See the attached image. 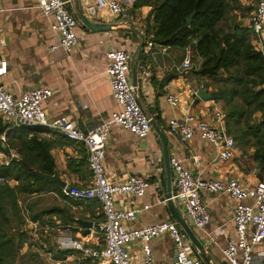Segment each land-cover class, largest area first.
I'll return each mask as SVG.
<instances>
[{"label":"crops","instance_id":"crops-1","mask_svg":"<svg viewBox=\"0 0 264 264\" xmlns=\"http://www.w3.org/2000/svg\"><path fill=\"white\" fill-rule=\"evenodd\" d=\"M119 1L129 7L128 15L114 19L108 11H99L96 17L88 19L100 26H112L108 31L93 32L82 20L84 15L87 17L85 4L79 0H70L68 6L78 21V44L68 54L61 47L50 50L59 45V39L51 30L52 18L46 17L37 9L36 0H0V57L9 65L3 83L16 96L28 88L52 89L54 96L45 104L48 117H67L87 131L101 120H110L112 113L120 109L106 73V52L112 48L127 49L132 55L131 81L135 84L134 70L137 69L135 85L138 86L139 100L165 136L166 143L153 125L152 132L146 139H139L118 125L112 126L104 162L108 179L114 184H122L131 177H138L150 184L143 198L121 195L116 202L123 209L151 206L130 225L134 228L164 221L175 222L183 228L175 216V213L179 214L204 249L202 253L197 251L198 257L209 264H227L223 250L227 240L235 233L232 218L236 202L225 195L201 192L200 197L211 214V223L205 232L198 231L187 220L180 200H171L170 204V195H176L175 174L170 166V158L180 159L194 175L212 181L236 177L246 185L254 186L264 180V173L253 158V149L245 150L237 145L235 158L223 161L218 158L215 148L198 134L191 141L181 143L179 137L169 131L168 123L171 119H183L189 114L214 124L216 112H222L221 104L213 100L212 89H206L205 82L195 74L201 66L198 56L194 54L191 70L182 71L177 68L185 58L184 48L170 46L166 54L147 49L145 21L150 7H142L132 13L135 0ZM239 2L242 9H236L234 16L238 23L248 28L256 5L248 10V0ZM144 40L145 45L140 53ZM251 41L257 50L261 48L255 43L252 33ZM168 77H171L169 81ZM200 90L211 95L212 100L201 99L198 95ZM171 94L181 96V103L177 108H172L167 103V97ZM83 106L88 108L84 109ZM223 121L225 124L224 118ZM16 128L10 127L6 132L11 133ZM3 135L6 137L0 133V145L6 149L7 138L3 142ZM43 137L56 142L51 154L55 170L67 184L66 189L89 186L92 176L84 145L71 143L59 135L43 134ZM12 156H15L13 160L19 159L14 150L7 154L0 149V160L4 161ZM195 156H200L198 163L193 159ZM157 183L161 185L160 190L155 188ZM30 205H33L32 211ZM20 207L25 221L22 231L27 233L21 255L28 260L32 254L38 253L41 257L38 264H84L79 261L77 263L80 258L75 253L78 252L59 248L57 238L62 234L70 235L67 230L73 233L74 238L81 239L89 246H100L97 236L91 235L92 230L105 220L101 205L96 201L73 200L66 195L65 189L56 184L26 203L24 200L20 201ZM35 215L43 216L34 221L32 216ZM74 220L92 222L93 228H84ZM64 228L67 229L62 230ZM37 231H40L39 236ZM50 231L55 233L50 235ZM57 233L56 249L50 239ZM37 243L43 248L35 249ZM51 247L53 251L50 250ZM152 249L156 264H175L177 251L169 236L154 241ZM130 251L134 264H143L141 244L131 245ZM261 252H264V245L255 249L256 254ZM21 262L27 264L23 260Z\"/></svg>","mask_w":264,"mask_h":264},{"label":"built area","instance_id":"built-area-1","mask_svg":"<svg viewBox=\"0 0 264 264\" xmlns=\"http://www.w3.org/2000/svg\"><path fill=\"white\" fill-rule=\"evenodd\" d=\"M85 4L87 17L94 18L99 11H108L114 19L128 15L129 7L119 0H79ZM36 7L46 17L52 18L51 30L57 35L58 47L70 54L78 44L76 28L78 21L69 8L70 0H36ZM251 30L258 50L264 55V0H258L256 8L249 19ZM170 46L147 42V49L160 54H166ZM256 48V47H255ZM185 58L180 67L189 71L193 67L194 46L184 48ZM132 55L125 48H112L106 52V73L109 78L113 97L119 110L112 113L110 120H101L98 125L87 131L82 130L76 121L67 117L50 119L45 104L54 96L52 89L44 87L28 88L16 96L9 92L3 83L7 75L8 62L0 57V117L12 128L20 125L41 126L62 133L68 140L84 145L88 157L87 163L92 180L89 186L65 188L68 197L76 201H96L101 205L105 220L92 234L97 236L100 246L92 247L81 239L62 234L57 238V244L63 251H74L83 257L102 264H134L130 246L140 243L143 264H156L152 244L157 239L169 236L177 251L175 264H209L197 255V248L190 240L185 230L175 222L164 221L139 228L131 227L138 216L151 208L150 205L123 209L116 202L117 197L128 195L143 198L150 184L141 178L131 177L125 183L110 182L105 171L106 148L109 133L113 125H118L139 139H146L152 132V118L144 110L138 96V86L130 78ZM167 103L177 108L181 96L171 94ZM87 109V106H83ZM223 113L217 111L215 123L189 114L183 119H171L169 131L179 137L181 143L191 141L195 135L211 144L217 151L218 158L231 161L235 158L237 142L227 130ZM3 142L6 137L1 136ZM7 160V165L13 160ZM195 162L200 156L193 157ZM170 166L175 174L176 195L171 200H180L186 218L198 231L205 232L211 223V214L202 201L200 193L205 191L213 195L228 196L236 204L232 222L234 236L227 240L223 250L227 264H264V252L255 253V249L264 245V180L254 186L246 185L241 179L231 177L227 180H206L200 175H194L184 163L176 158H170ZM4 179L0 177V185ZM155 188L160 190L157 183Z\"/></svg>","mask_w":264,"mask_h":264},{"label":"trees","instance_id":"trees-1","mask_svg":"<svg viewBox=\"0 0 264 264\" xmlns=\"http://www.w3.org/2000/svg\"><path fill=\"white\" fill-rule=\"evenodd\" d=\"M142 7L151 9L145 21L147 42L180 48L193 44L195 55L201 59L195 74L206 89H212L213 100L221 104L225 126L237 145L254 150L253 158L264 173V55L252 44L251 30L234 16L236 9H242L239 0H135L131 12ZM9 128L0 117V133L7 138V148L0 145V149L7 154L14 150L19 156L9 166H0L4 179L0 185V264H20L22 260L38 264V253L29 260L21 255L27 233L22 231L25 221L20 201L26 203L56 186L34 173L55 172L51 150L56 142L43 134L74 142L41 126L20 125L7 133ZM29 208L32 211L33 205ZM42 216H32V220Z\"/></svg>","mask_w":264,"mask_h":264},{"label":"water","instance_id":"water-1","mask_svg":"<svg viewBox=\"0 0 264 264\" xmlns=\"http://www.w3.org/2000/svg\"><path fill=\"white\" fill-rule=\"evenodd\" d=\"M192 17L193 15H191L188 19V22L190 23L192 21ZM82 20H83V23L85 24L86 27H88L91 31L93 32H103V31H108L111 29V26L112 25H103V26H100V25H97L95 23H93L92 21H90L88 19V17H86L85 15L82 17ZM144 45H145V40L143 41V44H142V47H141V51L140 53L142 52L143 48H144ZM141 56V55H140ZM134 77H135V84H137V69L134 70ZM171 77H168L167 81L170 80ZM198 95L201 99L203 100H212V96L207 94L204 90H200L198 92ZM152 125L153 127L160 133L162 139L164 140V142L166 143V139H165V136L160 132V130L158 129L155 121L152 119ZM166 156L169 158L167 152H166ZM34 173L36 176H38L39 178L41 179H45L49 182H52V183H55L57 184L60 188L62 189H65L67 184L62 181L60 179V176H59V173L57 170H55L54 174L53 175H46L40 171H37V170H34ZM169 200H170V204H172L171 202V195L169 197ZM175 216L176 218L178 219V221L181 223V226L183 227V229L185 230V232L188 234L190 240L192 241V243L194 244V246L197 248V250L202 253L204 251L202 245L200 244V242L197 240V238L195 237L194 233L191 231V229H189V227L184 223V221L182 220V218L180 217L179 214L175 213ZM75 223L81 225L82 227L84 228H87V229H91L93 228V223L92 222H87V221H83V220H74ZM20 264H25L24 262H21Z\"/></svg>","mask_w":264,"mask_h":264},{"label":"rangeland","instance_id":"rangeland-1","mask_svg":"<svg viewBox=\"0 0 264 264\" xmlns=\"http://www.w3.org/2000/svg\"><path fill=\"white\" fill-rule=\"evenodd\" d=\"M249 1V7L251 8V9H253L254 8V6L255 5H257V1L258 0H248ZM7 160H9L8 158L7 159H5L4 161L3 160H0V166H9L11 163H12V161L11 162H9L8 163V165H7ZM2 161V162H1ZM67 228H64V229H62V230H66ZM67 232L72 236L73 235V233L69 230H67ZM38 235L37 236H39V233H40V231H37L36 232ZM50 233V235H52V233H55L54 231H50L49 232ZM58 235V233L56 234V235H54V236H52V239H50V242L53 244V245H55V248L57 249V245H56V242H55V238H56V236ZM36 247H35V249H38V248H41L42 247V245L40 246V243H37V245H35ZM40 246V247H39ZM43 248V247H42ZM75 255L77 256V258H80V260H77V263H78V261L81 263H84V264H100L98 261H89V260H87V259H84V257H82L81 255H79L78 253H75Z\"/></svg>","mask_w":264,"mask_h":264}]
</instances>
